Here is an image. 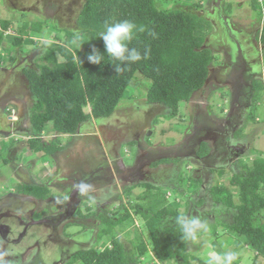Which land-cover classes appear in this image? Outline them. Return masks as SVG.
Segmentation results:
<instances>
[{"label":"rangeland","instance_id":"374dc122","mask_svg":"<svg viewBox=\"0 0 264 264\" xmlns=\"http://www.w3.org/2000/svg\"><path fill=\"white\" fill-rule=\"evenodd\" d=\"M85 1L11 0L7 4L6 0H0V23L6 20L12 22L8 31L4 32V44L0 45V66L7 72L0 74V97L3 96L0 100L3 102L1 105L5 102L7 105L14 103L7 111L18 119L19 127L16 132L18 135L9 141L0 134V148H3L0 159L3 163L9 162V165L0 162V200H5L6 192L12 193L23 186L17 174L13 172L17 164H22L33 177L38 173H47L46 178L51 181L52 195L46 203L40 204L41 207L31 201H27L23 207V201L16 200L17 207H11L14 210L11 217L17 215L24 219L27 210L40 212L47 206L50 210L54 211L56 208L62 212L70 191L79 185L81 189L76 194L78 205L73 208L75 213L68 222L53 234L49 230L40 231L44 233L41 241H46L48 249L44 252L63 250L62 264H66L70 256L67 258L64 254L77 248L76 244H86L84 250L91 247L97 250L109 247V235L101 240L96 238L100 230L98 217L102 216L114 220L125 216L126 213L130 214V220L125 222V232L119 234V239L130 248L129 240L134 238L133 231L136 230L150 251V240L144 222L135 214L136 206L150 205L149 199L142 198L146 191L142 185L148 184L154 188L150 190L152 194L156 191L163 194L178 213L188 217L197 216L207 222V232H201L197 240L188 243V251L195 258L209 263V259L213 260L210 253L220 254V250L221 256L227 252L236 254L232 264H251L254 253L244 246L242 241L235 240L232 234L229 236L220 227L216 228L215 235L212 232L214 218L224 219L228 215H225L222 209L213 208L210 191L213 186L228 187L237 201L238 190L229 186L237 162L246 164L255 156L264 153V91L260 94L261 104L257 106L252 103L254 109L250 108L251 110L240 108L244 99L237 100L231 94V91L241 90L239 86L246 85L241 84L240 80H243L249 68H254H251V64H255V70L259 67L264 70V50L261 49L256 35L258 23L264 21V12L263 15L261 13V9L264 10V0H217V3L216 0L158 1L157 6L161 9L178 8L188 11L208 19L213 27L204 42V47L210 49L213 54L206 84L192 95L191 101L179 105L177 117L170 118L165 108L154 109V105L147 104L146 94L150 81L137 73V78L127 88L111 117L87 121L72 137L57 135L51 130L50 123L40 135L34 136L32 130L26 134L20 127L25 123L29 128L26 120L36 99L30 96L27 79L21 70L31 68L38 72L35 62L44 52V43H52L57 37L59 43L66 45L63 32L78 31L74 23ZM12 4L15 5L14 8ZM192 5L198 6L193 8ZM26 9V14L20 13ZM33 23L41 27L40 32L35 33L28 28V37L23 39L24 45L20 52L17 49L11 50L9 41L16 35V29ZM254 28L256 37L252 40L250 34L254 32ZM229 30L238 41V47L243 48L237 57L229 55L230 61L227 62L223 54L226 48L234 51L235 47L238 51L237 44L228 34ZM90 38L88 34L80 35L72 40V44L80 48ZM253 42L261 49L259 53H255V57L254 53L250 52ZM260 51L261 57H258ZM25 57L26 59L22 60ZM58 60L61 61L60 58ZM226 62L228 65L220 68ZM204 100L209 103L208 106ZM223 101L225 104L222 105ZM249 111H252L255 122L249 120ZM85 112H89L88 107ZM1 120L3 123L1 125L0 122V129L2 127L1 130L8 131V122L0 117ZM218 125L222 131L218 130ZM29 138L36 139L39 145L45 146L57 139L61 150L52 157L44 152L34 153L27 145ZM138 142L139 145H144V148L138 146ZM12 145L18 150H13L7 155V150ZM202 145H205L203 151ZM172 146L174 148L168 150ZM161 147L166 149L161 150ZM200 152H205V155L199 156ZM104 159L108 160L107 164L114 170L112 177L101 178L99 181L97 178L89 180L91 175H98V167ZM163 160L168 161L160 164ZM158 164L160 165L157 166ZM36 167H39V171ZM126 169H139L140 173L135 180L132 177L126 179ZM220 171H223L222 175H219ZM19 177L22 175L19 174ZM43 215L34 213L32 220L37 221ZM170 221L171 224H176L174 219ZM138 260L139 264L157 263L150 252ZM260 262L264 264L261 259ZM74 264L81 263L76 261Z\"/></svg>","mask_w":264,"mask_h":264},{"label":"trees","instance_id":"16d2710c","mask_svg":"<svg viewBox=\"0 0 264 264\" xmlns=\"http://www.w3.org/2000/svg\"><path fill=\"white\" fill-rule=\"evenodd\" d=\"M158 1L86 0L74 23L77 33L63 32L66 45L59 43L57 37L56 41L42 45L44 52L38 58V63L35 62L38 72L29 68L24 71L29 91L36 99L30 110L34 136L40 135L50 123L54 133L71 137L87 121L111 117L127 88L137 78V73L150 81L147 104L163 106L170 118L178 116L179 105L188 103L208 79L213 54L204 47V42L213 27L209 20L188 11L161 9L157 6ZM196 6L192 5L193 8ZM123 20L132 21L137 29L143 28V31L137 30L128 46L137 48L142 56L148 50V55L139 62L121 64L125 70L116 73L114 67L120 62L107 56L98 33L103 30L105 22ZM10 24L9 21L0 23V45L5 42L4 32ZM28 28L35 33L41 30L34 23L16 29V35L9 41L11 50L20 52L23 39L28 37ZM87 34L91 38L80 48L72 44L75 37ZM260 42L264 46V27ZM93 47L105 54L104 61L99 65L87 61ZM73 53H77L82 64L74 61ZM262 90L261 84L255 82L254 104L261 101ZM87 107L88 113L85 112ZM57 143V139L46 146L39 145L36 139L27 141L32 152H44L48 156L61 150ZM201 147L203 151L205 145ZM203 155L205 152L199 153V156ZM239 163L229 180V186L238 190L237 201L228 187L213 186L210 191L213 208L222 209L228 215L224 219L213 216L215 224L212 232L215 235L216 228L220 227L229 236L232 234V238L242 241L254 253L251 264H261L260 259L264 261V154L255 156L246 164ZM222 174L223 171H220L219 175ZM142 187L146 189L142 198L149 199L150 205L136 206L135 214L144 222L150 251L136 230L133 231L134 238L129 240L130 248L119 239V234L125 232V222L130 220V214L114 220L102 216L98 217L100 230L96 238L101 240L109 235V247L102 251L95 247L81 251L67 264L76 261L81 264H139L138 258L149 252L156 264H207L188 251L189 240L183 239L182 230L177 224V217L183 214L178 213L163 194L158 191L152 194V186L143 184ZM21 191L39 200L51 196L47 188L40 186H22ZM171 219L176 224H171Z\"/></svg>","mask_w":264,"mask_h":264},{"label":"flooded vegetation","instance_id":"af4514ba","mask_svg":"<svg viewBox=\"0 0 264 264\" xmlns=\"http://www.w3.org/2000/svg\"><path fill=\"white\" fill-rule=\"evenodd\" d=\"M216 3H217V0H216ZM213 10L217 11L216 8H213ZM261 23H264V21ZM261 26L263 27L264 24ZM258 32H259V30L256 31V34ZM228 34L230 35L231 39H233L232 41L237 44L238 41L235 38H233L230 30L228 31ZM250 36L253 38L252 40H255V37H256L255 28H254V32H252L250 34ZM238 44H237V47H238ZM229 47H230V45H229ZM257 47H259V46H257V45L254 46V42H253L252 46L250 47V52L254 53V57L257 56V54H255V53H259V50H261V49L264 50L263 45H261V49H259L260 47L259 48H257ZM242 48H243L242 46L238 47V51L236 50L235 47H234V51L230 48H226V51L223 53L226 56L225 60L227 62L230 61L229 55H232V56L236 55L235 57H237L238 54L240 55L242 53ZM255 48L257 51H255ZM261 53H262V51H260V55L258 54V57L259 56L261 57ZM24 59H26V57L22 58V60H24ZM25 62H26V60L23 62V64ZM227 62L225 64H222V66L220 68L228 65ZM257 64L259 66L260 62L258 61ZM251 68H253V69L249 68V72H247V74H246L247 75L246 78L248 79V83H249L250 87L246 86L247 88H245V92L242 96V99H244V102H243V104H241V106H239L240 108L242 107L243 109H247V110L250 108L254 109L253 105H255V104L252 105V103H253L252 100H253V96L255 93V88H253L251 86L253 84H255V82L262 84V86L264 85L263 83H261L259 81L261 79L264 82V70H261L262 68H260V67L257 70H255V64H251ZM21 71L23 73H25L24 72L25 68H23ZM3 73H7V72H4L3 66H0V74H3ZM28 89H29V84H28ZM29 94H30V96L32 95L30 93V91H29ZM2 97L3 96H1L0 99H2ZM2 103L3 102L0 100V105ZM13 104L14 103L7 105L5 102V104L0 106V117L6 119V122H8L7 123L8 124L7 130L8 131L1 130L2 129V127H1L0 134L3 135L5 137V139H7L8 141L13 136H17L18 134H16V132L19 130V127L17 126L18 119L11 116L10 113H8V111H7V110H9V108H11V105H13ZM153 107H154V109L155 108H160V109L164 108L163 106H160V105H154ZM251 112L252 111H249L247 113V114H249L250 117H251ZM226 113H227V111H226ZM28 117L29 118H28V120H26V122L29 123V125H28L29 128L26 127L25 123H23V125L20 127V129H23L24 132H27L26 134H28L29 133L28 131L31 130L30 114ZM0 122L2 125V123H3L2 120ZM23 122H25V120ZM226 125H225V127H226ZM220 131H222V130L220 129ZM18 137H20V136H18ZM138 146L141 147V145H139V142H138ZM16 149L17 148H15V145H12L11 148H8L7 155L9 153L11 154V152L13 150L15 151ZM236 149H239V148H236ZM0 152H3V148H0ZM7 159H8V156H7ZM106 161H108V160L104 159L102 164L99 165L98 172H97L98 175H96V176L91 175L89 177V180L97 178L98 179L97 181H99L101 178H105V179L108 178L109 179L108 176L112 177L114 170L111 169L110 165L107 164ZM167 161L168 160H163L160 164L167 163ZM0 162L2 164L9 165V162L7 163V161H6V163H3V161L0 159ZM160 164H158L157 166H159ZM139 165L140 164L138 163V166ZM139 173H140L139 169H137V170L132 169V171L128 170V173L126 175L125 174L124 175H125L126 179L132 177L135 180L136 176H138ZM118 175H120V174H118ZM24 183H26V182L22 183L23 186H26ZM108 186H110V185H108ZM80 189L81 188L79 187V185H77V187H75L72 191H70V194H72V192L74 190H76L78 192ZM29 197L35 198L32 195L23 193L21 191V189L20 190L15 189L12 193H10V192L5 193V195H4L5 200H0V264H29L31 262H32L31 264H62V262H63L62 254L64 251L63 250H60V251L57 250L56 251V249H55L53 251L49 250L50 252H44V250L45 251L48 250V249H46V245H47L46 241H44V242L41 241V238H43L44 233L40 232L41 230H39L38 228H36L35 231H33V230L31 231V226L33 224H35V222L38 221V220L37 221L32 220V215H33L32 211L27 210L26 214L24 213V219L22 217L19 219V216L18 217H15V216L11 217L12 216V210H13L11 207H17L16 200L23 201L21 205L24 207L25 203L27 201H29L28 200ZM77 197L78 196H76L73 199L72 196H71V198L68 196V198H69L68 199V205L65 202L64 210L61 213H58L56 215V217L53 219H48L47 217H41L39 219V224L55 227L57 225H60L64 221H66V219H68L69 214L72 212V210H74L73 208L78 203ZM91 198L93 199V197H91ZM75 246L77 248H75L71 251H66L64 254V257L67 256V258H68V256H70L69 261L77 253L84 251L83 248L86 246V244L81 243V244H76ZM53 258H57V259H53ZM69 261H67L66 264Z\"/></svg>","mask_w":264,"mask_h":264},{"label":"clouds","instance_id":"9594fccd","mask_svg":"<svg viewBox=\"0 0 264 264\" xmlns=\"http://www.w3.org/2000/svg\"><path fill=\"white\" fill-rule=\"evenodd\" d=\"M263 12L264 10L261 9L262 15ZM261 25L262 23H258L259 32L256 34L258 35L260 44V34L264 27H260ZM137 30L143 31V28L137 29V25L132 21L123 20L116 22H105L103 30L98 33L99 39L103 41L107 56L112 58L114 61L120 62V64H117L114 67L116 73H120L125 70L121 67V64L136 63L141 61L143 58H147L148 50H145V53L142 56L141 52L137 48H130L128 46L129 43L135 38ZM104 58L105 54H102L94 47L92 48L91 53L87 55V61L94 65L101 64V62L104 61ZM73 59L76 63L82 64V61L77 56V53H73ZM177 224L182 230L183 239L189 241L197 240L198 235L201 232H207L208 230L207 222L202 221L197 216L188 217L185 215H180L177 217ZM210 256L213 258L211 264H232V262L236 259V254L232 252H227L223 254V256L212 252L210 253Z\"/></svg>","mask_w":264,"mask_h":264},{"label":"crops","instance_id":"0c3cea01","mask_svg":"<svg viewBox=\"0 0 264 264\" xmlns=\"http://www.w3.org/2000/svg\"><path fill=\"white\" fill-rule=\"evenodd\" d=\"M9 1H11V0H6V2H7V4H9ZM13 5V4H12ZM14 6L15 5H13L12 6V8H14ZM25 10V9H24ZM27 11H28V9H26V11H22V12H20V13H24V14H26L27 13ZM46 20V19H45ZM6 21H8V20H6ZM47 21V20H46ZM10 22V21H9ZM10 23H12V22H10ZM26 23V22H25ZM255 46V45H254ZM257 48H259V47H257ZM234 72V71H233ZM235 74H236V72H235ZM246 76L247 75H245V77H243V80H240V82H241V84H246V85H241V86H239V88L241 89V90H239V89H236V91H231L232 92V94H233V96H235V99H242V96H243V94H244V92H245V88H247L246 86H248V87H250L246 82H248V80H246L247 78H246ZM261 83H263L264 84V82L260 79L259 80ZM238 84V83H237ZM236 84V85H237ZM240 85V84H239ZM251 87H253V88H255V84H253ZM252 88V89H253ZM263 91H264V86H263ZM207 98V97H206ZM20 99V98H19ZM208 99V98H207ZM191 101V100H190ZM202 102V101H201ZM204 102H205V104H207V101L206 100H204ZM209 104V103H208ZM208 104L206 105V106H208ZM223 104H225V102L223 101L222 102V105ZM261 103L259 102V103H256V105H260ZM201 104H199V106H200ZM198 107V106H197ZM220 108H222V106H219ZM154 108V107H153ZM208 109V108H207ZM247 115H249V114H247ZM209 117V116H208ZM249 120L250 121H252V122H255V119H254V116L252 115V113H251V119L249 118ZM258 120V119H257ZM217 124V123H216ZM219 125H221V124H219ZM218 125V130H220L221 129V126H219ZM217 126V125H216ZM205 134V133H204ZM141 147L142 148H144V145H141ZM151 148V147H150ZM174 147L172 146V147H169L168 148V150H170V149H173ZM164 149H166V147L165 148H163V147H161V150H164ZM18 150V149H17ZM153 150V149H152ZM18 152V151H17ZM76 151H74V153H75ZM76 154H77V152H76ZM163 154V153H162ZM261 154H264V153H261ZM72 155H73V151H72ZM53 156V155H52ZM51 156V157H52ZM121 158V157H120ZM122 162H124L123 161V159L121 158L120 159ZM43 167H44V165H43ZM36 169H37V171H39V167H36ZM134 170V169H133ZM130 171H132V169H130ZM13 172L15 173V174H17V176H18V180H19V182L20 183H23V182H26V183H24L26 186H40V187H45V188H47L48 190H49V192H50V194L52 195V192H51V184H50V179L49 178H46V176H47V173H45V172H43L42 174L41 173H38L37 175H36V177H33V176H31L29 173H28V171H27V169L22 165V164H17L16 166H15V169H13ZM82 173V172H81ZM128 173V169H126V171H125V175ZM19 174H21L22 175V177L20 178L19 177ZM48 179V180H47ZM70 182V181H69ZM71 183V182H70ZM79 183V182H78ZM69 184V183H68ZM65 187H68V186H65ZM77 187V186H76ZM108 193V192H107ZM71 195V194H70ZM70 195H69V197H70ZM76 196H74L73 197V199L75 198ZM48 199H50V197L48 198ZM47 199V200H48ZM69 199V198H68ZM68 199L65 201L67 204H68ZM29 201H31L32 202V204H36V206L37 205H39V207H41L40 206V204H42V203H46L47 202V200H39V199H36V198H33V197H29V199H28ZM77 205H78V203H77ZM35 206V207H36ZM52 207H54V206H52ZM77 208V207H76ZM46 209V210H45ZM45 209H42V210H44V211H40V212H34V211H32V210H30V211H32V213L34 214V213H43L44 215H43V217H47L48 219H53V218H55L56 217V215L58 214V213H61V211H58L56 208L54 209V211L53 210H50V207L49 206H47V208H45ZM39 210H41V209H39ZM73 213H75V211L74 210H72V212L69 214V216H68V219L71 217V216H73ZM16 217H18L17 215H15ZM28 216V215H27ZM32 217H33V215H32ZM21 217H19V219H20ZM28 219V218H27ZM68 219H66V221H64L63 223H61L60 225H57V226H55V227H52V226H47V225H41V224H39V220L37 221V222H35V224H33L32 226H31V231L33 230V231H35L36 230V228H38L39 230H43V231H46V230H49V231H51L50 233L51 234H53L54 232H56L58 229H61L62 228V226L65 224V223H67L68 222ZM67 228V227H66ZM63 234V233H62ZM64 235V234H63ZM71 240V239H70ZM69 241V240H68ZM85 248H83V250H84ZM103 250V249H102ZM102 250H99V251H102ZM218 252H220V254H221V251L220 250H218ZM211 262H212V260H210L209 259V263L208 262H206L207 264H211Z\"/></svg>","mask_w":264,"mask_h":264},{"label":"water","instance_id":"95a60500","mask_svg":"<svg viewBox=\"0 0 264 264\" xmlns=\"http://www.w3.org/2000/svg\"><path fill=\"white\" fill-rule=\"evenodd\" d=\"M121 164V161H119V165ZM76 194H77V191L76 190H74L73 192H72V194L70 195V198H71V196H72V198L74 197V196H76ZM68 205V204H67Z\"/></svg>","mask_w":264,"mask_h":264}]
</instances>
